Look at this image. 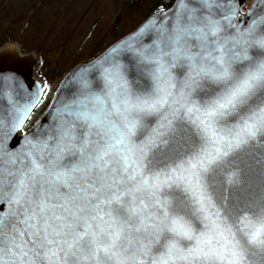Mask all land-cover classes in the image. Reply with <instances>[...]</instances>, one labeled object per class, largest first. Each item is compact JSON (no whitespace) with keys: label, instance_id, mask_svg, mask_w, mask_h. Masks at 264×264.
I'll use <instances>...</instances> for the list:
<instances>
[{"label":"snow or ice","instance_id":"snow-or-ice-1","mask_svg":"<svg viewBox=\"0 0 264 264\" xmlns=\"http://www.w3.org/2000/svg\"><path fill=\"white\" fill-rule=\"evenodd\" d=\"M171 0L61 82L0 71V264H264V0Z\"/></svg>","mask_w":264,"mask_h":264},{"label":"rangeland","instance_id":"rangeland-1","mask_svg":"<svg viewBox=\"0 0 264 264\" xmlns=\"http://www.w3.org/2000/svg\"><path fill=\"white\" fill-rule=\"evenodd\" d=\"M0 0V44L10 40L39 57L37 76L49 84L27 123L47 110L65 75L137 28L166 0Z\"/></svg>","mask_w":264,"mask_h":264},{"label":"water","instance_id":"water-1","mask_svg":"<svg viewBox=\"0 0 264 264\" xmlns=\"http://www.w3.org/2000/svg\"><path fill=\"white\" fill-rule=\"evenodd\" d=\"M254 2H255V0H245V3L242 5V11H246L247 8L249 7V5L253 4ZM157 7H163L165 9L167 8V7L161 6V5L157 6ZM155 9H153V11L148 15V17L152 15V13L155 11ZM133 31H131L130 33H128L125 36L121 37L120 39L126 38ZM119 40H117L116 42H118ZM116 42L111 44L105 51H103L97 57H95V58H93L91 60H88V61H94L95 59L100 58L101 56H103L110 49V47L113 46ZM84 62H86V61L80 62L77 65H80V64H82ZM38 64H39V57L37 56V53L35 51L23 52L20 43L14 42V41H9V42H5V43L0 45V71H2L4 73H12V74H14L22 83L28 84L32 80L43 81V79L40 78L39 76H37V73H36ZM74 68H72L65 75V77L63 78L62 81L65 80V78L70 74V72ZM60 87H61V83L57 87V89L55 91V94H54V97H53L50 105L54 103V100H55V98L57 96V93H58ZM47 110H48V108H47ZM47 110L43 113V115L33 125H31L26 130L24 129V127H25V125H26L28 120L25 121L24 127L22 129H20V131L16 135L17 136H21L23 134L28 133L31 128H33L38 122H40L41 120L44 119V116H45V113L47 112ZM33 111H34V109H33Z\"/></svg>","mask_w":264,"mask_h":264},{"label":"trees","instance_id":"trees-1","mask_svg":"<svg viewBox=\"0 0 264 264\" xmlns=\"http://www.w3.org/2000/svg\"><path fill=\"white\" fill-rule=\"evenodd\" d=\"M134 2H138V0H135ZM161 4H164V6L165 7H167V6H170V4H171V0H166V1H163ZM158 5H153V7L152 8H156ZM10 41H12V40H10ZM1 45V44H0ZM33 124V122H31L30 124L29 123H27L26 124V126H25V128H27V127H29V126H31Z\"/></svg>","mask_w":264,"mask_h":264},{"label":"flooded vegetation","instance_id":"flooded-vegetation-1","mask_svg":"<svg viewBox=\"0 0 264 264\" xmlns=\"http://www.w3.org/2000/svg\"><path fill=\"white\" fill-rule=\"evenodd\" d=\"M29 127H27L26 129H28Z\"/></svg>","mask_w":264,"mask_h":264}]
</instances>
